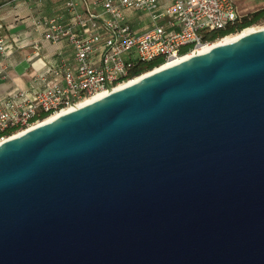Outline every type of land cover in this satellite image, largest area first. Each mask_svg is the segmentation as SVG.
Here are the masks:
<instances>
[{
    "label": "water",
    "instance_id": "water-1",
    "mask_svg": "<svg viewBox=\"0 0 264 264\" xmlns=\"http://www.w3.org/2000/svg\"><path fill=\"white\" fill-rule=\"evenodd\" d=\"M0 264H264V28L0 143Z\"/></svg>",
    "mask_w": 264,
    "mask_h": 264
},
{
    "label": "built area",
    "instance_id": "built-area-1",
    "mask_svg": "<svg viewBox=\"0 0 264 264\" xmlns=\"http://www.w3.org/2000/svg\"><path fill=\"white\" fill-rule=\"evenodd\" d=\"M61 1L62 15L35 24L45 41H66L71 57L59 53L34 77L38 86L0 96V140L129 80L137 61L166 62L208 45L202 32L240 17L234 0ZM8 47L0 37V52Z\"/></svg>",
    "mask_w": 264,
    "mask_h": 264
},
{
    "label": "crops",
    "instance_id": "crops-1",
    "mask_svg": "<svg viewBox=\"0 0 264 264\" xmlns=\"http://www.w3.org/2000/svg\"><path fill=\"white\" fill-rule=\"evenodd\" d=\"M240 1L241 5L235 2L240 16L264 7V0ZM63 13L61 0H0V37L9 46L5 53L0 52V96L13 89L38 86L34 77L58 61L59 53L71 57V46L66 41H45L42 28L35 24L39 19Z\"/></svg>",
    "mask_w": 264,
    "mask_h": 264
},
{
    "label": "bare ground",
    "instance_id": "bare-ground-1",
    "mask_svg": "<svg viewBox=\"0 0 264 264\" xmlns=\"http://www.w3.org/2000/svg\"><path fill=\"white\" fill-rule=\"evenodd\" d=\"M261 28H264V26L262 27H255V26H250V27H247V28H244L242 29L241 31L237 32V33H233V34H229V35H226L224 37H222L221 39H218L216 41H213L211 43H209L208 45H205V46H202L201 48L197 49L196 51L194 52H190L186 55H182V56H179V57H176V58H172L164 63H162L161 65L155 67L154 69L150 70V71H147V72H144L140 75H137V76H134L133 78H130L129 80L123 82V83H119L117 84L116 86H114L112 89L110 90H107V91H103V92H100L98 94H95L93 96H90L88 98H85L83 100H81L80 102H78L75 106H72V107H69V108H65L61 111H58L54 114H51L49 115L47 118H45L43 121L29 127L28 129L26 130H22L18 133H15L13 136L11 137H17L19 135H22L24 133H26L27 131L37 127V126H40L44 123H47V122H50V121H53L54 119H56L57 117L65 114V113H68L70 111H73L79 107H82L84 105H87L89 103H92L98 99H101L102 97L108 95L109 93L113 92V91H116V90H119L121 88H124L128 85H131L135 82H137L138 80L142 79L143 77H145L146 75H148L149 73L153 72V71H158L160 69H163V68H166V67H170L172 65H175L177 63H180L190 57H192L193 55H197V54H201V53H204L210 49H212L213 47L217 46V45H220V44H224V43H229V42H233V41H236L237 39H239L240 37H242L243 35H246L248 33H251L253 31H257L258 29H261ZM10 137V138H11ZM9 139V138H7ZM7 139H4V140H0V143H2L3 141L7 140Z\"/></svg>",
    "mask_w": 264,
    "mask_h": 264
},
{
    "label": "trees",
    "instance_id": "trees-1",
    "mask_svg": "<svg viewBox=\"0 0 264 264\" xmlns=\"http://www.w3.org/2000/svg\"><path fill=\"white\" fill-rule=\"evenodd\" d=\"M263 20H264V7L249 12L246 15L240 16L232 24L227 25L225 28L217 29L213 31H205L202 32L201 35L204 40L213 42L218 39H221L226 35L237 33L244 28L254 26ZM162 63H164V60L162 58H155L150 61H137L136 63H133L129 76L130 78H133L134 76L140 75L144 72L154 69L155 67L161 65Z\"/></svg>",
    "mask_w": 264,
    "mask_h": 264
},
{
    "label": "rangeland",
    "instance_id": "rangeland-1",
    "mask_svg": "<svg viewBox=\"0 0 264 264\" xmlns=\"http://www.w3.org/2000/svg\"><path fill=\"white\" fill-rule=\"evenodd\" d=\"M236 4L237 5H241V1L240 0H235ZM243 2V0H242ZM255 27H262L264 26V20L263 21H260L259 23H257L256 25H254Z\"/></svg>",
    "mask_w": 264,
    "mask_h": 264
}]
</instances>
